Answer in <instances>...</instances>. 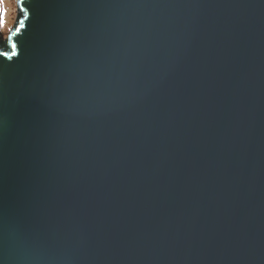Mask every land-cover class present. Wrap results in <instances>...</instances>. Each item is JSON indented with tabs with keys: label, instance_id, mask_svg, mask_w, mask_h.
I'll use <instances>...</instances> for the list:
<instances>
[{
	"label": "water",
	"instance_id": "obj_1",
	"mask_svg": "<svg viewBox=\"0 0 264 264\" xmlns=\"http://www.w3.org/2000/svg\"><path fill=\"white\" fill-rule=\"evenodd\" d=\"M15 7L0 264H264V0Z\"/></svg>",
	"mask_w": 264,
	"mask_h": 264
},
{
	"label": "rangeland",
	"instance_id": "obj_2",
	"mask_svg": "<svg viewBox=\"0 0 264 264\" xmlns=\"http://www.w3.org/2000/svg\"><path fill=\"white\" fill-rule=\"evenodd\" d=\"M16 0H0V31L6 35L17 16Z\"/></svg>",
	"mask_w": 264,
	"mask_h": 264
}]
</instances>
